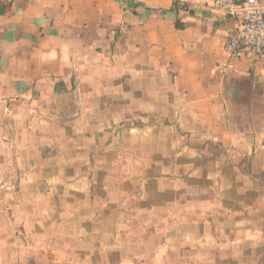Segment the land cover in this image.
Listing matches in <instances>:
<instances>
[{"label":"crops","instance_id":"crops-1","mask_svg":"<svg viewBox=\"0 0 264 264\" xmlns=\"http://www.w3.org/2000/svg\"><path fill=\"white\" fill-rule=\"evenodd\" d=\"M212 2L0 0V264H264V59L218 71Z\"/></svg>","mask_w":264,"mask_h":264},{"label":"built area","instance_id":"built-area-1","mask_svg":"<svg viewBox=\"0 0 264 264\" xmlns=\"http://www.w3.org/2000/svg\"><path fill=\"white\" fill-rule=\"evenodd\" d=\"M212 7L238 21L236 34L223 46L228 60L218 66V71L224 73L233 69V61L244 56L264 59V1L213 0Z\"/></svg>","mask_w":264,"mask_h":264}]
</instances>
